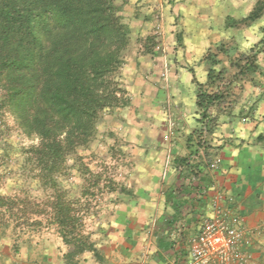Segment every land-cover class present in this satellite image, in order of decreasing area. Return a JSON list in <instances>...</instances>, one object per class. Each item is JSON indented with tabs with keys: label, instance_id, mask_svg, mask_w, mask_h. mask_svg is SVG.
Returning <instances> with one entry per match:
<instances>
[{
	"label": "rangeland",
	"instance_id": "374dc122",
	"mask_svg": "<svg viewBox=\"0 0 264 264\" xmlns=\"http://www.w3.org/2000/svg\"><path fill=\"white\" fill-rule=\"evenodd\" d=\"M258 1L144 0L138 11H130L129 0H114L129 38L123 64L113 78L121 90L117 105L100 115L88 146L65 157L60 172L42 170L31 151L38 146V137L27 135L12 112L0 108V199H5L0 204V264H43L47 258L75 264L98 258L85 252L72 260L63 259L69 247L53 222L56 195L73 204L82 220V233L97 252L117 214L126 207L139 208L136 202L145 189L141 181L151 175L156 179L162 165L179 169L175 161L188 157L187 137L202 127L192 98L197 85L206 82L202 78L210 65L203 61L206 53L217 54L214 61L222 63L216 67L226 69L224 83L231 89L228 102L212 112L216 119L206 139L232 130L237 118L248 117L249 112L239 105L240 94L255 74L263 77L264 49L258 56L260 70L233 80L237 72L228 66L262 38L264 10L255 22L242 24ZM207 19L213 34L223 38L221 29H229V33L231 29L232 38L205 42L197 33L202 29L194 23H211ZM219 48L222 52H217ZM174 69L180 72L175 85L178 91L170 86ZM192 77L197 79L195 83ZM179 145L182 155L177 154ZM199 159L213 167L215 158H207L204 149L199 148L192 157L194 162Z\"/></svg>",
	"mask_w": 264,
	"mask_h": 264
},
{
	"label": "trees",
	"instance_id": "16d2710c",
	"mask_svg": "<svg viewBox=\"0 0 264 264\" xmlns=\"http://www.w3.org/2000/svg\"><path fill=\"white\" fill-rule=\"evenodd\" d=\"M263 4L259 0L242 24L258 20ZM128 39L114 0H0V108L9 109L27 135L38 137L39 144L31 151L45 173L60 172L65 157L88 146L97 119L117 105L121 90L113 78L123 64ZM263 49L264 29L250 54L230 61L228 67L237 72L233 80L259 70ZM210 54L203 57L210 64L206 82L195 90L202 127L187 137L188 157L175 161L189 181L177 190L190 196L204 191L209 182L203 161L194 162L192 157L199 148L207 158L213 157L206 139L216 119L212 112L231 95L224 83L226 69H217L222 62L214 61L216 53ZM172 203L175 212L194 207L188 201ZM52 215L63 244L69 247L65 261L85 252L97 256L82 233V220L73 204L56 195Z\"/></svg>",
	"mask_w": 264,
	"mask_h": 264
},
{
	"label": "crops",
	"instance_id": "0c3cea01",
	"mask_svg": "<svg viewBox=\"0 0 264 264\" xmlns=\"http://www.w3.org/2000/svg\"><path fill=\"white\" fill-rule=\"evenodd\" d=\"M126 5L128 10L135 11L145 4L144 0H129ZM194 24L202 29L197 33L208 44L233 36L231 29L230 34L226 28L221 29L225 31L223 38L213 34L212 22ZM178 73L174 69L170 76V86L177 91ZM260 74H255V79L246 83L240 94L239 105L249 112L246 121L237 118L232 130L216 133L207 139L209 145L216 148L210 153L218 163L215 167L206 164L202 167L209 178L206 189L193 192L191 196L186 190H177L189 182L185 173H180L181 168L160 166L156 179L151 175L141 181L145 189L138 196L137 211L126 207L124 212L117 214L113 226L106 232L105 243L97 249L98 258L75 264H188L189 241L198 234L203 219L212 215L216 198L221 210L227 213L228 222L243 233L239 252L244 261L235 264H264V74L263 77ZM203 76L205 82L207 74ZM195 80L192 77V82ZM192 106L196 109L195 94ZM177 151L179 155L184 153L180 145ZM174 201H188L194 207L175 212ZM42 263L65 264L48 258Z\"/></svg>",
	"mask_w": 264,
	"mask_h": 264
},
{
	"label": "built area",
	"instance_id": "2783aa9c",
	"mask_svg": "<svg viewBox=\"0 0 264 264\" xmlns=\"http://www.w3.org/2000/svg\"><path fill=\"white\" fill-rule=\"evenodd\" d=\"M217 163L214 160L213 167ZM212 212L210 217L203 219L198 234L189 241L188 264H235L244 261L239 252L243 233L228 222L227 213L221 210L218 198L213 201Z\"/></svg>",
	"mask_w": 264,
	"mask_h": 264
}]
</instances>
